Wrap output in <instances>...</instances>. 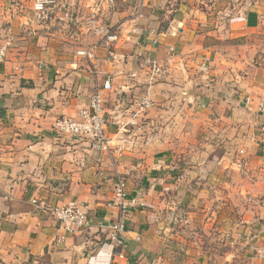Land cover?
<instances>
[{
    "label": "crops",
    "instance_id": "crops-1",
    "mask_svg": "<svg viewBox=\"0 0 264 264\" xmlns=\"http://www.w3.org/2000/svg\"><path fill=\"white\" fill-rule=\"evenodd\" d=\"M33 2L0 0V264H264V207L244 239L238 219L240 195L264 198V0H56L41 20ZM100 24L119 42L78 54ZM95 90L103 151L52 128ZM116 171L139 201L119 247ZM68 201L79 233L51 211Z\"/></svg>",
    "mask_w": 264,
    "mask_h": 264
},
{
    "label": "built area",
    "instance_id": "built-area-1",
    "mask_svg": "<svg viewBox=\"0 0 264 264\" xmlns=\"http://www.w3.org/2000/svg\"><path fill=\"white\" fill-rule=\"evenodd\" d=\"M112 2V0H110ZM56 3V0H34L33 10L35 18L41 20L44 18L49 6ZM94 22V21H92ZM94 31L98 36V41L89 44L78 54L91 57L97 47L113 48L119 42V36L116 30L110 26L100 24L94 25ZM156 42L155 40L153 41ZM8 44V43H7ZM5 46L0 49V58L4 53ZM151 64V70L154 74L159 72V66L156 60L148 59ZM101 90L109 91L111 89L110 80L102 82ZM252 100L249 97L244 99V104L248 107ZM151 106V102L144 98L138 104V112ZM257 109L264 111V90L257 98ZM106 117L103 111V97L100 90H95L89 97L87 106L81 108L75 117L61 116L58 117L52 128L58 134H64L71 139L88 140L91 146L96 150H107L109 139L106 136ZM126 182L124 176L116 171L113 188L112 203L118 208L117 218L109 224L108 240L115 247L122 246L124 240L122 233L125 230L126 208L139 203L137 198H126ZM51 211L58 221L59 226L66 232L79 233L85 227H89L90 220L87 216L85 206L76 201H68L51 208ZM259 256L264 257V250H258ZM121 253H114L113 258H123Z\"/></svg>",
    "mask_w": 264,
    "mask_h": 264
},
{
    "label": "rangeland",
    "instance_id": "rangeland-1",
    "mask_svg": "<svg viewBox=\"0 0 264 264\" xmlns=\"http://www.w3.org/2000/svg\"><path fill=\"white\" fill-rule=\"evenodd\" d=\"M222 1H226V0H222ZM222 19L225 18L224 12H222ZM264 89H262L263 91ZM255 191H258L257 188H255ZM243 194V193H241ZM247 195H240V201L238 203V207H239V225H240V233L241 234V239H244V237L246 236V232L244 231L245 226L250 225L252 221L257 222L261 212L263 210L264 207V198H260V199H251V198H246ZM214 237V236H213ZM218 238V236H216ZM233 239V236H222V245L221 246H229L226 245L225 243L229 244V241ZM210 244L211 246H214L213 244L216 242L214 241V238H210ZM225 244V245H224ZM239 245V244H238ZM240 246V245H239Z\"/></svg>",
    "mask_w": 264,
    "mask_h": 264
}]
</instances>
